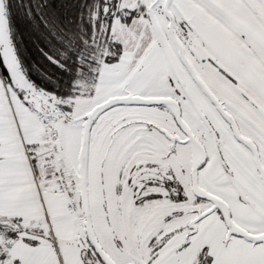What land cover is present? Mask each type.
<instances>
[{
  "label": "snow or ice",
  "instance_id": "obj_1",
  "mask_svg": "<svg viewBox=\"0 0 264 264\" xmlns=\"http://www.w3.org/2000/svg\"><path fill=\"white\" fill-rule=\"evenodd\" d=\"M0 264H264V0H0Z\"/></svg>",
  "mask_w": 264,
  "mask_h": 264
}]
</instances>
